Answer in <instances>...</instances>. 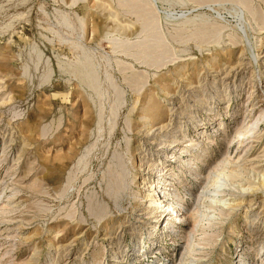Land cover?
Instances as JSON below:
<instances>
[{
	"label": "rangeland",
	"instance_id": "rangeland-1",
	"mask_svg": "<svg viewBox=\"0 0 264 264\" xmlns=\"http://www.w3.org/2000/svg\"><path fill=\"white\" fill-rule=\"evenodd\" d=\"M263 174L264 0H0V264H264Z\"/></svg>",
	"mask_w": 264,
	"mask_h": 264
},
{
	"label": "bare ground",
	"instance_id": "bare-ground-1",
	"mask_svg": "<svg viewBox=\"0 0 264 264\" xmlns=\"http://www.w3.org/2000/svg\"><path fill=\"white\" fill-rule=\"evenodd\" d=\"M234 43V42H233ZM240 65V64H239ZM236 66H238V65H236ZM232 69H235V68H232ZM231 71V70H230ZM230 71H227L226 73H225V77L226 76H228L229 74H230ZM153 101V100H152ZM144 112V111H143ZM149 123V122H148ZM167 128V126L165 125V124H163V125H160V126H158L157 127V129H159L160 131L161 130H165ZM250 129H247V131L246 132H248ZM150 133V132H149ZM148 134V133H147ZM242 134V133H241ZM218 171H226V172H223V173H221L220 174V176H222L223 177V179L224 178H228L229 176H231L232 174H231V172H229L228 170H224L223 168H221V167H217V172ZM219 176V177H220ZM219 177H217V178H219ZM262 182H263V184H264V174L262 175ZM217 181V180H216ZM166 194V192L164 191V195ZM152 196V198H150V200L151 201H155L156 199H155V197H154V195H151ZM150 197V196H149ZM160 199H161V197H160ZM214 199V201L213 202H210L211 203V205H209V208H218L219 209V207H217V204H215V203H217L218 201H219V199L218 198H213ZM158 201V200H157ZM163 201H161V200H159L158 201V203H162ZM157 203V204H158ZM219 203V202H218ZM162 205V204H161ZM164 205V204H163ZM175 207V206H174ZM167 210L169 211V210H172V211H178L177 210V208H173L172 206H170V208H167V209H164V206H160L158 209H157V212H158V215H157V217L158 218H162L163 216H167V215H169V213L170 212H168L167 214H166V212H167ZM221 210V209H220ZM223 210H221L220 211V215H222L223 214V212H222ZM206 216H209L210 214H208V213H206L205 214ZM211 217H213L212 215H210ZM209 216V217H210ZM210 219V218H209ZM212 219V218H211ZM188 247H189V249H188V251H190V250H192V251H194V246H193V243H191L190 245H188ZM186 254H188V252L186 253ZM187 260L184 258L183 259V262H186Z\"/></svg>",
	"mask_w": 264,
	"mask_h": 264
}]
</instances>
